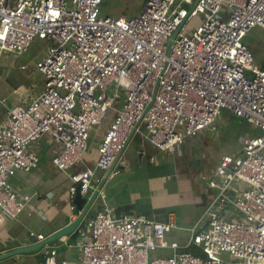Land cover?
I'll use <instances>...</instances> for the list:
<instances>
[{
  "label": "built area",
  "instance_id": "built-area-1",
  "mask_svg": "<svg viewBox=\"0 0 264 264\" xmlns=\"http://www.w3.org/2000/svg\"><path fill=\"white\" fill-rule=\"evenodd\" d=\"M103 2L0 0V66L10 55L23 56L35 39L47 45L37 64L45 78L40 94L11 107L0 98V224L28 205L30 197L19 196L9 179L13 170L39 167L34 147L42 140L50 143L54 167L69 172L88 154L91 131L113 111L96 168L70 176L72 200L78 187L83 196L105 198L96 172L125 167L121 157L134 136L144 131L156 149L172 153L216 132L228 114L262 134L246 138L237 155H224L212 177L204 176L216 195L183 249L166 239L179 228L174 218L159 222L105 205L78 226L89 233L80 261L264 264V70L244 43L253 29H264V0H147L133 17L103 15ZM28 238L32 246L48 239L34 232ZM41 250L45 264H60L55 247ZM167 250L172 254L164 256Z\"/></svg>",
  "mask_w": 264,
  "mask_h": 264
},
{
  "label": "crops",
  "instance_id": "crops-1",
  "mask_svg": "<svg viewBox=\"0 0 264 264\" xmlns=\"http://www.w3.org/2000/svg\"><path fill=\"white\" fill-rule=\"evenodd\" d=\"M258 67L264 70V61ZM0 72L3 74H0V98L4 100L6 107L30 102L43 88L42 86L31 93L30 89L18 84L12 77L9 78L12 64L7 59L3 60ZM110 124L111 121L96 128L90 139L88 154L69 172H60L52 164L48 140H42L34 147L40 155L37 169L30 172L12 171L9 179L11 186L19 196H29L30 201L16 219L5 217L0 224V254L32 246L33 243L28 238L29 232L50 238L73 224L83 214L96 192L84 196L87 202L83 211H79L71 199L70 176L88 168H96L97 146ZM225 127L220 123L216 132L205 131L189 139L185 145L176 147L172 153H162L156 149L145 138L147 135L144 131L134 136L121 157L125 167L117 163L116 169L119 172H113L110 176L108 173L105 175L103 172H96V177L103 180L102 192L105 198L97 196L80 224L94 219L105 205L119 214H145L159 222L174 218L179 228L167 234L166 239L169 244L177 243L183 249L191 235L189 230L202 219L207 206L216 195L215 190L207 187L204 176L212 177L222 155L219 153L215 161H209L204 145L212 143L214 147ZM250 136H243L244 140ZM244 140H239L241 148ZM94 145L96 149L92 151ZM129 150L135 154L130 155L132 152L129 154ZM88 237L89 233L83 234L81 228L77 227L71 235L50 246L58 251L60 264L64 261L67 264H81L80 244ZM162 254L169 256L172 252L167 250ZM21 257L26 259V264H45L42 250L16 256Z\"/></svg>",
  "mask_w": 264,
  "mask_h": 264
},
{
  "label": "rangeland",
  "instance_id": "rangeland-1",
  "mask_svg": "<svg viewBox=\"0 0 264 264\" xmlns=\"http://www.w3.org/2000/svg\"><path fill=\"white\" fill-rule=\"evenodd\" d=\"M147 0H104L102 5L103 15L118 17L120 14L127 15L128 17H133L139 15L145 6ZM187 7V6H184ZM200 21V18L197 17L192 23L188 25V30L195 26ZM245 45L250 49L254 55V63L258 66H261L262 61H264V29L261 27H256L253 29L244 40ZM47 53L46 42H43L39 39H35L30 46L29 50L21 57L9 56L6 59L10 64H12V72L9 76L15 79L19 84H22L26 89H30V92L33 93L36 89L45 85V78L38 71L37 64L39 61L45 58ZM25 66V70L22 71L21 67ZM2 74V72H0ZM3 75V74H2ZM123 97L125 95L124 91H121ZM120 103L117 104V107ZM114 112L110 111L105 119L104 123L110 122L113 120ZM230 117V118H228ZM222 123L225 127L223 130L222 137L217 140L214 147L209 144L204 145L205 154L208 156L209 161H215L219 153L222 157L224 155H237L241 148L240 138L247 137V135L258 136L262 134V131L254 127L251 124L242 122L240 119L234 118L232 116L224 115L220 120L219 124ZM96 128L91 131L90 137L94 135ZM244 136V137H243ZM250 136V137H251ZM97 138L100 137L97 135ZM243 144V143H242ZM218 145V147H216ZM134 148V147H133ZM133 148H131L133 150ZM96 146L92 147V151H95ZM132 152V153H131ZM130 155L135 154L134 151L129 150ZM152 258L155 256L154 253H151ZM3 264H26V259L21 258H12L6 262H1ZM233 263H238L234 260Z\"/></svg>",
  "mask_w": 264,
  "mask_h": 264
},
{
  "label": "water",
  "instance_id": "water-1",
  "mask_svg": "<svg viewBox=\"0 0 264 264\" xmlns=\"http://www.w3.org/2000/svg\"><path fill=\"white\" fill-rule=\"evenodd\" d=\"M176 35H177V33L174 34L173 38H175ZM171 45H172V40L168 44L167 56L170 55ZM155 95H156V90H155V93H154L153 100L155 99ZM150 106H151V104L149 105V107ZM111 172L112 171H110L108 173V176H110ZM97 196H98V192L95 193V195L93 196V198L86 205L87 200L82 195L80 187H78L77 194L75 196V199L73 200V203H74L75 206H77V209L79 211H83V207L85 205H86V208H85L83 214L73 224H71L70 226H68L64 230L58 232L57 234L51 236L50 238H48L43 243H40V244H37V245H33V246L24 247V248H20V249H16V250H12V251H9V252L4 253V254H0V262H4L5 260H9L11 258H15L16 256L26 255V254H30V253L39 251V250L42 249V247L44 245L55 243L56 241H58V240H60V239H62L64 237H66V236L71 235L77 229L78 225L80 224V222L82 221V219L84 218V216L86 215V213L88 212V210L90 209V207L95 202Z\"/></svg>",
  "mask_w": 264,
  "mask_h": 264
},
{
  "label": "trees",
  "instance_id": "trees-1",
  "mask_svg": "<svg viewBox=\"0 0 264 264\" xmlns=\"http://www.w3.org/2000/svg\"><path fill=\"white\" fill-rule=\"evenodd\" d=\"M196 255H200V253L196 254Z\"/></svg>",
  "mask_w": 264,
  "mask_h": 264
}]
</instances>
